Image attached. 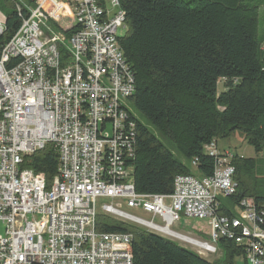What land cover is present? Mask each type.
Instances as JSON below:
<instances>
[{"label":"built area","instance_id":"obj_1","mask_svg":"<svg viewBox=\"0 0 264 264\" xmlns=\"http://www.w3.org/2000/svg\"><path fill=\"white\" fill-rule=\"evenodd\" d=\"M19 5L27 13L0 52V264H132L131 234L97 232L98 215L178 240L199 256L232 240L245 249L246 264H264L263 222L251 201L232 218L218 213L236 190L229 151L203 148L215 157L208 178L176 176L169 195L135 192L134 77L118 46L117 31H127L119 0ZM4 24L0 12V36ZM48 145L59 159L50 183L25 168ZM100 200L114 206L97 207ZM180 215L207 220L204 241L170 231Z\"/></svg>","mask_w":264,"mask_h":264},{"label":"trees","instance_id":"obj_2","mask_svg":"<svg viewBox=\"0 0 264 264\" xmlns=\"http://www.w3.org/2000/svg\"><path fill=\"white\" fill-rule=\"evenodd\" d=\"M22 1L32 6L35 0ZM263 2L119 0L127 31L118 46L134 77L130 104L137 117L136 144L130 164L136 193L169 195L176 176H212L215 157L203 148L237 132L256 155L264 154V36L257 20ZM16 5L17 0H0L5 18L0 52L27 13L19 5L18 14ZM58 162L48 145L26 159L25 168L50 183ZM230 164L236 190L220 202L218 213L232 218V209L249 200L264 230V176L256 160L233 155ZM96 230L131 234L132 264H246L243 246L228 239L218 242L221 258L210 263L159 235L103 215L97 216Z\"/></svg>","mask_w":264,"mask_h":264},{"label":"rangeland","instance_id":"obj_3","mask_svg":"<svg viewBox=\"0 0 264 264\" xmlns=\"http://www.w3.org/2000/svg\"><path fill=\"white\" fill-rule=\"evenodd\" d=\"M17 2L23 3L22 0H17ZM257 20H258V33L260 36H264V2L259 7V9L257 11ZM117 33L120 36H124L126 31L119 29L117 31ZM221 89H222V83H219L218 90L221 91ZM138 118H139V121L141 123H144L143 119H141L140 116H138ZM150 130L153 132V130L151 128H150ZM159 140L173 155H175L177 160L181 161L183 164H186V162L176 153L174 148L169 143H167L166 141H164L161 138H159ZM223 151H229L233 155H237V156L242 157V158H249V159L256 160L258 173L261 176H264V154L256 155L254 150L246 143L242 134L237 132V133L233 134L228 139L218 141L217 145H216V152L221 153ZM193 172H194V170H193ZM102 204H106V205L113 204L112 206H114V203L113 202L111 203L109 200H100L97 202V207H99ZM227 207L231 209L232 205L229 203L227 205ZM120 210L122 212L130 215V216L136 217L138 219H141V220H144L147 222H152L155 225H158V226L163 225V223L158 218L152 219V217L150 215L144 214V213L139 212V211L127 209L125 206L120 208ZM232 212L234 215L237 214V210L235 208L232 209ZM206 223H207V220H200L198 218H187L183 215H180L179 222L177 224H174L173 226H171L170 231L173 233L185 236L191 240L204 241L205 239H204L203 235L199 234V232L202 230L205 232H208V228L206 226ZM128 224L134 225L132 223H128ZM134 226H136V225H134ZM136 227H138V226H136ZM139 228H141V227H139ZM141 229L148 231L145 228H141ZM0 235L4 236V227L1 224H0ZM162 238L174 243L175 245H177L178 247H180L182 249H185L187 251H191L187 245L181 243L178 240H173V239H169L166 237H162ZM201 258H203L207 262L211 263V262L221 258V252L218 249V251L215 255L203 254L201 256Z\"/></svg>","mask_w":264,"mask_h":264}]
</instances>
